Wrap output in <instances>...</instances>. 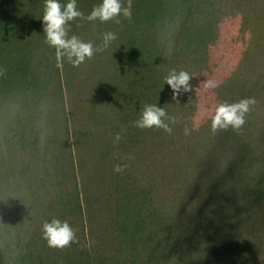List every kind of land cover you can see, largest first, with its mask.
<instances>
[{
	"label": "rangeland",
	"instance_id": "obj_1",
	"mask_svg": "<svg viewBox=\"0 0 264 264\" xmlns=\"http://www.w3.org/2000/svg\"><path fill=\"white\" fill-rule=\"evenodd\" d=\"M44 3L0 0L21 17L0 42V248L20 230L35 264H264V0H131L120 23L77 0L69 36L103 48L79 67L44 43ZM172 69L192 76L175 99ZM246 97L245 124L213 133L216 106ZM145 104L171 133L134 126ZM53 217L79 242L49 247Z\"/></svg>",
	"mask_w": 264,
	"mask_h": 264
},
{
	"label": "clouds",
	"instance_id": "obj_2",
	"mask_svg": "<svg viewBox=\"0 0 264 264\" xmlns=\"http://www.w3.org/2000/svg\"><path fill=\"white\" fill-rule=\"evenodd\" d=\"M131 8V0H128L127 5H124L121 0H102V3L93 7L86 18L90 22L98 20L101 23H106L115 20L116 23H120L118 19L120 16L131 19ZM77 18H84V14L77 8V0H69L66 5H61L58 0H45L42 16L44 43L55 50L58 61H63L66 57L73 67H79L86 59H91L95 53L103 51L100 46H96L92 42H85L75 34L69 36L67 26L69 22ZM116 39L115 32H105L103 34L104 48H107ZM164 79L173 91V99L180 94L181 89L184 92L191 90L190 80L192 76L185 70L177 72L176 69H172ZM204 87L211 89L217 85L212 80H208L204 83ZM255 103L254 97H246L235 103H219L211 116L212 132L227 130L229 127L233 130L240 129L246 122V114ZM165 119L171 121L172 124L177 122L175 117L168 116L163 107L145 104L141 110V116L134 122V126L141 130L153 127L162 128L171 133L172 128L165 122ZM122 138V133L118 132L115 134L114 142L118 143ZM126 159L132 160L135 157L129 155ZM124 167L127 165L122 167L118 164L114 171L121 172ZM41 233L51 248L63 249L79 242L76 230L69 222L57 217L45 221L41 227Z\"/></svg>",
	"mask_w": 264,
	"mask_h": 264
},
{
	"label": "trees",
	"instance_id": "obj_3",
	"mask_svg": "<svg viewBox=\"0 0 264 264\" xmlns=\"http://www.w3.org/2000/svg\"><path fill=\"white\" fill-rule=\"evenodd\" d=\"M10 21H5L2 18H0V42L6 43L7 41H10L11 37H15L18 32V27L21 22V17L14 18L13 16ZM32 23H34L32 21ZM17 24L18 27H17ZM6 29V30H5ZM11 45V44H7ZM9 58V55H8ZM8 58H6V63L8 62ZM9 61L10 58H9ZM15 65V62H13ZM13 66L8 64V69L11 70ZM14 68V67H13ZM2 226H0L1 228ZM3 230V236H0V238H6L7 229L1 228ZM17 235L14 237L12 242L8 243L6 240L4 241V244H1L0 248V264H35V262H31L32 259V251L30 249H26V252L23 250V246L26 243L20 232V230L16 231Z\"/></svg>",
	"mask_w": 264,
	"mask_h": 264
}]
</instances>
